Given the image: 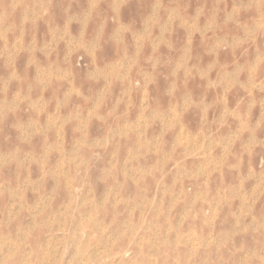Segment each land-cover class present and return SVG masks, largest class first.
I'll return each instance as SVG.
<instances>
[{
	"label": "rangeland",
	"instance_id": "rangeland-1",
	"mask_svg": "<svg viewBox=\"0 0 264 264\" xmlns=\"http://www.w3.org/2000/svg\"><path fill=\"white\" fill-rule=\"evenodd\" d=\"M0 264H264V0H0Z\"/></svg>",
	"mask_w": 264,
	"mask_h": 264
}]
</instances>
